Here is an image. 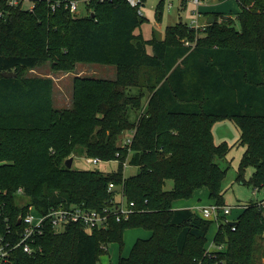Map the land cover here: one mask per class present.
Masks as SVG:
<instances>
[{
    "label": "trees",
    "instance_id": "obj_1",
    "mask_svg": "<svg viewBox=\"0 0 264 264\" xmlns=\"http://www.w3.org/2000/svg\"><path fill=\"white\" fill-rule=\"evenodd\" d=\"M24 1L0 0V202L18 228L16 217L26 208L18 202L20 188L41 211L71 203L102 209L117 193L109 190L114 182L136 210L92 234L78 223L60 233L48 225L41 250H16L18 264H97L129 227L152 233L137 239L119 264H264V208L257 202L247 204L234 225L221 216L214 241L223 246L212 252L213 221L173 206L204 186L226 205L227 170L217 158L230 146L215 142L219 119L233 120L247 146L238 180L245 181L253 164L251 183L264 185V0H238L234 14L207 12L215 21L204 29L178 21L163 38L156 29L151 38L137 32L146 17L128 0H88L86 16L65 1L55 9L57 0H35L32 8ZM163 8L161 0L158 15ZM50 59L55 69L67 70L78 62L113 64L117 75L76 76L72 105L57 107L54 79L25 74ZM9 71L16 75L3 74ZM126 132L131 142L121 144ZM75 154L119 166L110 172L69 168ZM126 162L138 171L125 175Z\"/></svg>",
    "mask_w": 264,
    "mask_h": 264
},
{
    "label": "rangeland",
    "instance_id": "obj_2",
    "mask_svg": "<svg viewBox=\"0 0 264 264\" xmlns=\"http://www.w3.org/2000/svg\"><path fill=\"white\" fill-rule=\"evenodd\" d=\"M161 0H146L141 5L144 16L146 17L142 27L137 29L138 33H142L146 38H151L153 29L157 30L159 37L163 38L166 33V28L169 25L175 24L178 21L191 23L193 18L198 17L199 22L206 19L208 10L213 12H225L233 14L241 9L238 0H211L207 4V0L202 2L199 10L200 14L197 16L193 9L197 8L192 0H187L185 6L182 5V0H164V8L162 16L158 15V4ZM35 0H25L24 7L31 8ZM170 3L173 6L170 7ZM79 7L76 15L86 16L90 13L87 7L86 0H79ZM206 12V13H205ZM149 52H152V47L148 46ZM25 74L31 76H49L54 79V102L57 107H69L73 103L74 79L76 76H96L114 78L117 75V67L113 64L103 63H84L78 62L74 69H55L53 61L47 60L34 68L28 69ZM135 116V115H134ZM214 139L217 144L227 143L230 150L226 156L217 158L219 165L226 169V176L223 180V192L226 205H230L232 211L227 215L225 221L235 220L239 214L244 210V207L251 202H258L264 200V185L259 187L251 183V178L256 171L253 164H249L244 172L245 181H239V166L241 160L246 152L247 146L241 143V130L238 125L231 119H219L213 124ZM131 134L126 132L121 136L120 143L123 144ZM84 154H75L73 161L74 169H100L105 172L114 171L119 166L118 160L101 161L97 164L91 163L87 160ZM125 175H131L138 171V167L125 163ZM173 187V180H167L166 188ZM119 189V188H118ZM30 198L25 194H18V202L26 204ZM217 203L215 198L210 195L208 186L199 188L192 197L177 198L173 202L176 207H190L199 215L205 217L201 211V207ZM206 218V217H205ZM212 220L210 230L208 232L207 246L217 247L215 243V236L218 231L221 219L208 218ZM151 231L145 228H126L124 231L123 242H112L109 245L110 251L101 255L97 264H119L120 256H128L131 253L134 243L139 238H148ZM108 248V250H109ZM111 259V260H110Z\"/></svg>",
    "mask_w": 264,
    "mask_h": 264
},
{
    "label": "built area",
    "instance_id": "obj_3",
    "mask_svg": "<svg viewBox=\"0 0 264 264\" xmlns=\"http://www.w3.org/2000/svg\"><path fill=\"white\" fill-rule=\"evenodd\" d=\"M22 0H6L8 5L16 6ZM65 1L66 7L71 12L77 13L79 7V0H57L52 4L55 9L59 4ZM88 1V0H86ZM104 1V0H101ZM133 6L139 7L140 15H144L141 5L146 0H128ZM196 7L193 12L198 16L200 14L199 7L204 0H192ZM173 3H170V7ZM2 12H0V15ZM207 23H200L198 17L193 18L190 25L196 29H204ZM189 43V42H187ZM127 143L131 142V138H127ZM87 160L91 163L97 164L102 160L101 157L90 156ZM117 188L110 205L104 206L102 209L87 207L84 204H58L51 206L47 211H41L32 203H26L25 212L19 214L22 216L20 224H17L18 217H16L15 228L12 224V219L5 211V203L0 202V264H18L16 255L17 249H22L27 254H33L42 249L39 243V238L44 234L48 225L52 226L56 233L63 232L72 223L81 224L87 233L92 234L95 229H107L110 227L112 220L122 221L128 219L136 210L135 201H129L124 193L123 188L118 187L114 182H110L109 190ZM119 188V189H118ZM22 193L23 189L20 188ZM259 206L264 208V200L257 202ZM24 205V204H23ZM201 211L206 218H215L216 220L221 216L227 217L232 211L230 205L210 204L201 207ZM223 245L217 248L222 249ZM105 248H108L105 246ZM213 246L208 247V251L215 250Z\"/></svg>",
    "mask_w": 264,
    "mask_h": 264
},
{
    "label": "water",
    "instance_id": "obj_4",
    "mask_svg": "<svg viewBox=\"0 0 264 264\" xmlns=\"http://www.w3.org/2000/svg\"><path fill=\"white\" fill-rule=\"evenodd\" d=\"M92 16H94V13H92ZM215 21V15L214 14H211L210 18H209V23H213ZM5 76H15L16 75V72L15 71H9V72H4L3 73ZM73 160H74V157H69L66 161V165L71 168L73 166ZM21 220H22V216L20 215L19 218H18V221H17V224H20L21 223ZM237 221L236 220H232L230 221V224L231 225H234L236 224Z\"/></svg>",
    "mask_w": 264,
    "mask_h": 264
},
{
    "label": "crops",
    "instance_id": "obj_5",
    "mask_svg": "<svg viewBox=\"0 0 264 264\" xmlns=\"http://www.w3.org/2000/svg\"><path fill=\"white\" fill-rule=\"evenodd\" d=\"M207 4H209L210 2H211V0H207ZM187 4V0H182V5L183 6H185ZM34 6V4L31 6V8ZM207 12H212V11H210V10H208ZM206 13V12H205ZM210 14H208V13H206V19L203 21V22H201V23H207L208 21H209V18H210ZM74 161V160H73ZM176 208H182L181 206H179V207H176ZM109 251H110V248H109ZM111 260V259H110ZM111 264H112V262H111Z\"/></svg>",
    "mask_w": 264,
    "mask_h": 264
}]
</instances>
